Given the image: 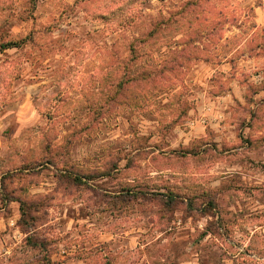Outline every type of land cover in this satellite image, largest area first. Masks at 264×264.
Here are the masks:
<instances>
[{
	"label": "clouds",
	"instance_id": "clouds-1",
	"mask_svg": "<svg viewBox=\"0 0 264 264\" xmlns=\"http://www.w3.org/2000/svg\"><path fill=\"white\" fill-rule=\"evenodd\" d=\"M0 264H264V0H0Z\"/></svg>",
	"mask_w": 264,
	"mask_h": 264
}]
</instances>
